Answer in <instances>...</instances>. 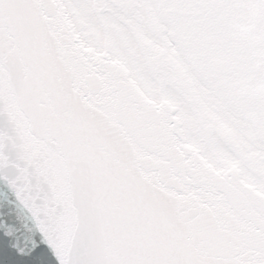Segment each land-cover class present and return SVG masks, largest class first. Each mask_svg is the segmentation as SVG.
I'll return each instance as SVG.
<instances>
[{
    "label": "snow or ice",
    "instance_id": "6c2138e0",
    "mask_svg": "<svg viewBox=\"0 0 264 264\" xmlns=\"http://www.w3.org/2000/svg\"><path fill=\"white\" fill-rule=\"evenodd\" d=\"M0 264H264V0H0Z\"/></svg>",
    "mask_w": 264,
    "mask_h": 264
}]
</instances>
